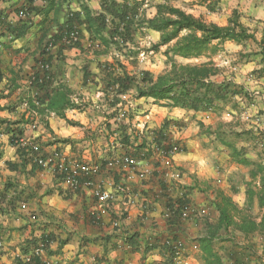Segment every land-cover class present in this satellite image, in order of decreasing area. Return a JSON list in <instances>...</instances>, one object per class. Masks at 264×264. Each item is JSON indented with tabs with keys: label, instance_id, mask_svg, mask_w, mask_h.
Masks as SVG:
<instances>
[{
	"label": "crops",
	"instance_id": "crops-1",
	"mask_svg": "<svg viewBox=\"0 0 264 264\" xmlns=\"http://www.w3.org/2000/svg\"><path fill=\"white\" fill-rule=\"evenodd\" d=\"M210 2L171 3L195 18L226 26L238 2L226 4L221 0L209 10ZM154 6L148 3L142 7L147 18L155 15ZM243 11L248 17L258 12L264 21V0L261 6L249 3ZM105 12L103 0H0V107L4 108L0 119L23 121L22 147L30 148L35 143L45 157L57 151L68 163L100 166L93 174L95 186L111 195L101 212L92 189H68L50 168L40 169L28 160L22 161L1 126L0 264H23L25 248L32 238L48 234L53 239L38 264H162L168 258L163 247L168 241L182 242L181 264H202L195 239L205 235L209 223L217 221L216 205L223 199L242 207L248 188L257 190L264 178L263 142L259 148L244 146L248 164H242L231 159L230 150L216 140L214 131L218 125H227L234 119L227 111L217 115L150 104L145 113H136V105L152 100H136L130 91L118 97L122 106L116 105L120 108L115 116L125 112V117L118 124L115 117L109 118L114 111L110 106L114 95L105 90V85L108 74L119 75L121 69L114 63V57H118L115 49L106 53L98 46V36L108 33L107 28L98 29L96 18L105 14L109 21ZM69 29L80 34L72 47L62 41ZM133 34V42L136 34H149L159 40V34L151 30L136 33L135 29ZM220 47L240 50L242 46L225 42ZM177 59L184 64L204 61ZM213 60L220 67L226 65L225 61L220 64ZM128 61L120 60L123 70L136 75V67ZM43 64L47 69L43 73L44 86L39 90L35 76L42 73ZM253 69L257 70V66L247 64L237 69L239 73L232 79L254 97L263 98L264 77L253 78L249 74L246 80H252L247 82L242 77L241 73ZM60 99L59 105L78 107H56L61 114L46 109L50 102ZM24 100L34 103L36 112L22 107ZM165 121H171L166 129L170 140L182 147L172 157L160 155L150 137ZM122 125L126 132L119 129ZM247 127L264 131V119L257 116ZM208 128L210 135L205 133ZM122 133L129 138L127 144L120 141ZM141 137L146 140L139 150L144 159L138 173H147L144 178H126V169L113 161L136 153ZM258 164L263 171L253 177L252 170ZM176 172L180 173L178 179L174 177ZM118 184L128 186L130 194L118 193ZM179 201L187 202L197 213L187 222L177 220L175 209ZM252 209L258 211L259 222L262 211L256 205ZM261 261L264 262L263 257Z\"/></svg>",
	"mask_w": 264,
	"mask_h": 264
},
{
	"label": "trees",
	"instance_id": "trees-1",
	"mask_svg": "<svg viewBox=\"0 0 264 264\" xmlns=\"http://www.w3.org/2000/svg\"><path fill=\"white\" fill-rule=\"evenodd\" d=\"M220 1V0H217ZM104 10L109 14H102L96 18L97 27L99 30L107 28L106 36H98V46L102 47L104 52L115 49L118 57H114L115 64L120 67L119 75L112 76L108 74L106 91H112L114 98L110 102V106L114 108L109 118H114L118 109L117 104L121 103L118 97L125 96L132 91L133 98L150 99L152 104L165 107L167 109H182L192 112H212L220 115L224 112L229 104L237 107L234 102L236 98L249 100V92L242 85H237L232 77L224 76V69L214 62L213 58L217 54L219 48L225 42H232L237 45H244L252 42L258 50L255 52L260 57V66L255 70L257 78L264 77V29L260 36L254 34L248 27L240 22L236 12H233L228 19L226 26H218L213 23H207L199 18H195L184 11L168 5L167 3L155 4V15L152 18H147L142 7L144 0H122L121 3H116L115 0H103ZM113 19V20H112ZM108 21V23L106 22ZM142 29L151 30L159 34V40L150 46L149 51L159 53L162 47L165 50L162 55L168 63L169 70L154 76L151 72L141 70L136 75H128L120 64L119 57L126 60L136 59L139 54L137 50H133L134 34ZM63 36L62 40L66 38ZM97 36V35H96ZM78 42L66 44V46H75ZM198 59L204 58L200 64H184L177 63L176 59ZM39 72L35 76L39 78ZM35 79V80H36ZM35 87L39 90L44 86L42 83L35 82ZM28 104V108L36 112L37 106L28 100H24ZM57 100L50 102L46 109L54 110L57 114L56 107L64 109L65 107H78L74 104L63 103ZM4 108L0 107V110ZM133 113V112H131ZM132 115H129L130 119ZM235 121L229 124L218 125V129L214 131L216 140L230 150V157L237 163L248 164L244 156V146L250 145V139L254 140L253 147H257L256 143L261 141L264 143V131L259 134V139L254 138L253 130L244 129ZM171 121H165L162 126L151 132V142L156 146H162L163 150L169 151L173 148L177 151H182V148L173 143L166 129ZM23 121L10 122L0 119V127H4L3 133L9 135V144L13 148H17L16 152L21 157L22 161L28 160L33 167L37 166L34 159L38 155L32 149L22 147L24 133L21 128ZM202 126V125H200ZM119 129H124L123 125ZM126 132V129L124 130ZM123 131V132H124ZM210 135L212 132L209 128L205 131ZM142 143L136 146V153H131L133 157L143 160V156H139V150L142 149L145 137H141ZM242 139L244 140L241 143ZM137 140V136H136ZM120 141L123 144L129 142V138L125 133L121 134ZM256 142V143H255ZM39 153V152H38ZM1 157V155H0ZM38 167V166H37ZM40 168V167H38ZM42 169V168H40ZM263 168L258 164L252 170V176L255 177L262 173ZM247 210H250L255 204L262 211L261 219L257 222L255 219L242 217L238 222H234L230 216L228 200L221 201L216 205L215 210L218 212V218L215 224L209 225L204 236L195 239L198 243L201 252L202 264H246L245 259L247 254H255L254 245H242L236 241H232L227 236L228 230L235 227L240 232L245 234L264 233V178H261L260 186L257 190L251 186L246 191ZM183 202V201H182ZM182 202L176 203V208L181 206ZM53 236L51 234L42 235L41 237L32 238L25 248V255H30V261L27 264H38L40 256L32 255V251L43 246V251H48L49 244ZM167 253V259L162 264L173 263V247L169 244H163ZM30 248V251H28ZM223 253L221 254L220 252ZM25 264V263H23ZM249 264V263H248Z\"/></svg>",
	"mask_w": 264,
	"mask_h": 264
},
{
	"label": "rangeland",
	"instance_id": "rangeland-1",
	"mask_svg": "<svg viewBox=\"0 0 264 264\" xmlns=\"http://www.w3.org/2000/svg\"><path fill=\"white\" fill-rule=\"evenodd\" d=\"M172 1L176 0H150V3L153 4H159V3H167L170 6H173V3H171ZM203 2L206 0H202ZM210 4L208 5V9L209 10H213L214 7H217V3H221L220 1L217 0H210ZM236 1L238 2V8L233 9V11L231 12V15L233 12H236L237 16L240 19V22L243 25H252V26H248V28L254 32V34H257V38L260 39V36L263 32L264 29V21H261L262 16L257 12L254 13V15H250L249 17L245 15V12L243 10H245L248 7V4H255V5H260L263 0H223L224 3L228 4H235ZM230 15V16H231ZM247 27V26H246ZM157 43V41L149 34H136V41H134L133 43L130 44V46H132L133 50H137L136 47L138 48L139 54L143 52V56H140L138 54V56L136 57V59H131V60H127L128 63L132 64L133 67H136V74H138V72H140L141 70H146L151 72L154 76H157L158 74H161L167 70H169V65L166 62V59L164 58V56L162 55V52L165 50V47H162L160 49L159 53H154L149 51V48L152 44ZM217 54L214 56L213 59H217V62L221 64V62L225 61L226 65H223V69H224V76H230L234 78V74L235 73H239L236 70L238 69H243L244 66H246L247 64L252 65L253 67H255V65L257 66V69L259 68V64L260 62V57L257 56V54L255 53L258 48L256 47L255 44H253L252 42H248L244 45H242L240 50L235 49L234 47H219L217 48ZM121 61H126L125 59H120ZM176 62L182 63L181 60L176 59ZM246 70V68L244 69ZM250 70V69H249ZM255 70L253 69V71H244L245 73H241L242 77L245 78V82L249 81L250 79L252 80V78H249V80H246L248 76H253V78H257L255 75ZM250 74V75H249ZM238 77V76H237ZM242 80V79H241ZM243 86V85H242ZM246 89V87H244ZM247 92H249L247 90ZM249 100L246 99H240V98H236L234 100L235 103H237V107H234L233 104H229L226 109L224 111H227L228 113H230V115L232 117H234L233 121L237 120V124H239V126H241L244 129H248V124L250 125V120L254 119L255 117L259 116L262 119H264V117L262 116L264 114V110L259 109L260 108H264V97L263 98H258V97H254L252 95V93L249 92ZM264 95V94H263ZM255 101V102H253ZM150 104H152V101H149L148 103H142L140 105H136V113L137 112H141L144 111L143 113H145L149 108L150 109ZM158 106V105H157ZM161 107V106H158ZM139 114V113H138ZM254 114V115H252ZM251 116V117H249ZM260 119V118H259ZM177 128L182 129L184 126L182 124H174ZM252 130V129H249ZM254 138L256 137V141H258L259 139V134L261 131L259 129H257L256 131H254ZM251 142L250 146H253L252 143H254L252 139L249 140ZM244 140L242 139L241 143H243ZM256 143V142H255ZM261 144V141H258L256 143L257 148H259V145ZM179 149L182 148L180 145H178ZM236 203V202H235ZM232 201L228 200V204H229V209H230V216H232V218L234 219V222H238L240 220V218L242 217H247V215L249 216V218L255 219L256 221H258L257 219L259 218V213L258 211L252 209L255 204H253V206H251L252 208L250 210H247V205L246 202L243 204V206H239L237 205V203L235 204ZM240 207L242 209H240ZM239 208V209H238ZM213 223H209V225H212ZM215 224V223H214ZM227 236H229V238L232 241H236L238 243H241L242 245H254V249H255V254L253 255L252 252L251 254H247L246 259H245V263L246 264H264V262L261 261L262 257L264 258V233L260 234L259 233H253V234H245L244 232H240L237 229H235V227H231L228 230ZM221 254L223 253L220 252Z\"/></svg>",
	"mask_w": 264,
	"mask_h": 264
},
{
	"label": "built area",
	"instance_id": "built-area-1",
	"mask_svg": "<svg viewBox=\"0 0 264 264\" xmlns=\"http://www.w3.org/2000/svg\"><path fill=\"white\" fill-rule=\"evenodd\" d=\"M26 1V0H24ZM150 0H144V5H147ZM22 16V14L20 15ZM80 39L79 31L76 29L71 30L67 35L66 38H64L62 41L65 44H72L75 42H78ZM140 56H143V52L139 54ZM47 69L46 65H41L40 70H42V73H40L39 78H37L35 81L37 83H42L43 81V73ZM22 107L29 110L28 104L23 101L21 103ZM125 117V112H121L118 114V116H115V122L118 124L121 122V120ZM157 152L166 157H172L174 154L178 153L177 149L173 148L172 150H163L162 146H156ZM33 152H36L38 155L34 159L35 163L40 168H50L52 171L56 172L59 176L60 182L62 185L68 189L75 190L79 188L80 186L90 188L93 190V196L98 200L100 211H104V207L108 204V202L111 200V195L109 192L102 189L101 186H95L94 180H93V174L100 169V166H88L83 163H68L60 153L57 151H54L53 154H51L49 157H45L41 155L40 153V147L38 144H32L30 146ZM39 152V153H38ZM143 160L136 159L131 154H124L118 159H115L113 163L118 164L119 166H122L127 173L126 178H132L134 175H139L140 178H144V175L147 172L138 173V169L140 167V163ZM175 179H178L180 177V173L176 172L174 173ZM118 193L122 195H129L130 189L128 186L124 184H118L115 186ZM177 220L187 222L191 219L194 215L197 213L195 212L194 208L188 204L187 202H182L181 206L175 209ZM167 217H171L170 214H168ZM166 244L173 247V263L174 264H181L180 263V257H181V250L183 247L182 242L177 241L174 243H170L169 241L166 242ZM43 246L40 245L39 247L35 248L32 251V255L34 256H40L43 252ZM31 256L27 255L24 259V263L27 264L30 261Z\"/></svg>",
	"mask_w": 264,
	"mask_h": 264
}]
</instances>
